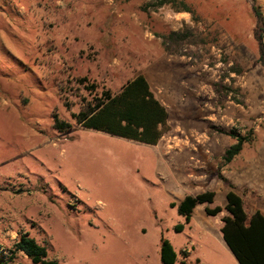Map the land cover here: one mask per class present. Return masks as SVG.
I'll use <instances>...</instances> for the list:
<instances>
[{
	"label": "rangeland",
	"instance_id": "374dc122",
	"mask_svg": "<svg viewBox=\"0 0 264 264\" xmlns=\"http://www.w3.org/2000/svg\"><path fill=\"white\" fill-rule=\"evenodd\" d=\"M259 37L264 0H0L7 264H34L12 253L21 231L57 264H161V235L177 253L174 264H238L220 231L228 189L221 176L234 181L247 213L264 214ZM137 74L167 105L157 144L72 118L84 98L115 93ZM54 113L71 127L55 129ZM237 134L250 141L227 169L223 155ZM205 190L214 201L198 204L186 223L176 205ZM215 205L222 211L207 215L204 207Z\"/></svg>",
	"mask_w": 264,
	"mask_h": 264
},
{
	"label": "trees",
	"instance_id": "16d2710c",
	"mask_svg": "<svg viewBox=\"0 0 264 264\" xmlns=\"http://www.w3.org/2000/svg\"><path fill=\"white\" fill-rule=\"evenodd\" d=\"M163 3L165 2L161 1L158 5ZM181 3L183 5L181 9L190 11L189 6L184 2ZM256 13L257 16L261 15L260 12ZM257 40L260 50L259 61L264 65V42L261 37ZM79 81L82 83L86 78L81 77ZM87 88L92 91L95 86L89 84ZM72 118L85 128L155 145L164 133L169 114L166 107L154 95L146 77L137 74L127 80L115 93L103 89L91 94L90 99L84 98V103L77 112L72 113ZM53 119L54 128L59 132L71 127L69 121L58 118L55 113ZM234 138L236 141L225 150L223 155L225 163L230 162L241 151L243 144L250 141L249 137L238 134L234 135ZM221 179L229 187L225 193L226 202L223 206L226 214L220 219L222 239L238 264H264V214L255 210L248 216L242 196L234 191L233 185L224 177L221 176ZM214 197L213 190L185 195L176 205L177 212L188 223L193 209L198 204L212 203ZM171 205L174 206L173 203ZM204 211L207 215H216L222 211V207L205 206ZM174 228L180 231L182 224H176ZM15 251L23 252L34 264H57L55 259L48 258L46 247L39 244L27 231L18 233L12 253ZM9 257L11 256L5 258L4 252L0 250V264H7ZM159 258L161 264H174L177 258L171 242L162 235Z\"/></svg>",
	"mask_w": 264,
	"mask_h": 264
},
{
	"label": "crops",
	"instance_id": "0c3cea01",
	"mask_svg": "<svg viewBox=\"0 0 264 264\" xmlns=\"http://www.w3.org/2000/svg\"><path fill=\"white\" fill-rule=\"evenodd\" d=\"M154 95L162 102V104L166 107V109H167V105L165 104V102L161 99V98H159L155 93H154ZM169 114V113H168ZM236 156V155H235ZM234 156V157H235ZM233 157V158H234ZM231 162V161H230ZM230 162H227L226 164V167H227V169L228 168H230V166H229V163ZM233 178L235 177V175H231ZM222 177H224V176H222ZM226 180H227V182H229L230 184H232L233 185V189H234V191H236V184L234 183V181H230V180H228V178H230V176L228 175L227 177H224ZM190 181H188V183H189ZM226 185H227V183H226ZM227 188L229 189V187H228V185H227ZM228 189H225L226 191H224L225 193L227 192V190ZM256 210H258V209H256ZM255 211V210H254ZM254 211H252V213L254 212ZM252 213H247V215L248 216H250Z\"/></svg>",
	"mask_w": 264,
	"mask_h": 264
}]
</instances>
